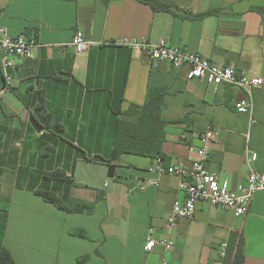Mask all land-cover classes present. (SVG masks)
<instances>
[{
  "label": "crops",
  "instance_id": "1",
  "mask_svg": "<svg viewBox=\"0 0 264 264\" xmlns=\"http://www.w3.org/2000/svg\"><path fill=\"white\" fill-rule=\"evenodd\" d=\"M161 1L170 8L141 0H0V22L10 34L39 42L11 69L12 85L0 100V248L17 264H217L219 247L235 234L244 238V264H264V190L242 216L199 201L192 218L178 221L171 249L148 251L151 233L163 234L174 201L186 196L181 178L151 170L157 158L150 156L91 159H109L118 118L145 104L150 88L163 87V118H186L166 127L165 166L191 167L189 145L213 127L207 168L220 180L233 189L247 182V148L264 171V86L253 91L251 124L237 108L248 99L243 89L189 78L187 65L108 44L124 36L167 39L264 79V0ZM210 10L216 12L200 15ZM78 30L91 42L88 50L72 44ZM57 169L74 178L68 193L97 202L92 212H66L35 192L59 186L66 193L65 184L44 179Z\"/></svg>",
  "mask_w": 264,
  "mask_h": 264
},
{
  "label": "built area",
  "instance_id": "2",
  "mask_svg": "<svg viewBox=\"0 0 264 264\" xmlns=\"http://www.w3.org/2000/svg\"><path fill=\"white\" fill-rule=\"evenodd\" d=\"M1 15L2 10L0 9ZM72 44L78 52H82L88 50L91 42L85 37L82 30H78L73 37ZM108 44L123 45L133 50L143 51L153 62L168 60L177 67L187 65L189 78H201L210 84H228L243 89L247 93L248 99L241 101L237 108L240 112L250 115L251 124L257 122L253 115V91L264 86L263 78L241 72L234 65L225 66L214 62L180 45L171 44L167 39L153 42L124 36L111 40ZM38 45L36 37H28L25 34L12 35L0 22V69L4 77V84L0 85V100L12 85L11 69L15 67L18 60L31 57L34 48ZM217 135L216 128L210 127L199 134V144L189 145V152L193 156L191 167H186L183 164H171L167 167L162 158H157L156 164L150 168L158 173L178 175L181 178L180 189L185 192L186 196L184 199L174 201L163 234L157 237L151 233L145 245L146 250L151 251L158 244L168 250L171 249L175 244L173 231L178 221L182 218H192L199 201L207 202L212 206L232 209L237 216H242L247 212L254 194L258 190H264V171L254 167L253 163L257 159V154L249 148L246 153L249 165L247 182L240 183L235 189L230 187L228 180H220L215 172L207 168V163L211 159V145ZM247 137L249 138V134ZM228 248V241L221 244L217 264H223ZM163 264L170 263L166 259Z\"/></svg>",
  "mask_w": 264,
  "mask_h": 264
},
{
  "label": "trees",
  "instance_id": "3",
  "mask_svg": "<svg viewBox=\"0 0 264 264\" xmlns=\"http://www.w3.org/2000/svg\"><path fill=\"white\" fill-rule=\"evenodd\" d=\"M152 6L155 10L169 9L170 5L161 0H141ZM216 10H210L200 14L201 16L211 14ZM166 88L152 87L148 93V99L143 105H132L125 114L121 113L117 121L113 150L111 157L106 159L102 156L93 158L112 162L118 159L123 153H132L154 158L164 159L163 143L166 140V127L169 123H178L186 120L185 117L177 120H166L162 114L167 105ZM44 179L48 181H58L65 184L66 193L62 196L56 189L43 188L35 190L44 200L54 204L56 207L66 212H92L96 206V201L91 202L81 198H76L68 193L74 184L72 175L66 171L57 169L44 173ZM84 235V233H80ZM88 256H84L80 261H85ZM245 244L244 238L240 234H235L229 243L228 253L223 264H244ZM0 264H17L12 252L7 247L0 248Z\"/></svg>",
  "mask_w": 264,
  "mask_h": 264
},
{
  "label": "water",
  "instance_id": "4",
  "mask_svg": "<svg viewBox=\"0 0 264 264\" xmlns=\"http://www.w3.org/2000/svg\"><path fill=\"white\" fill-rule=\"evenodd\" d=\"M116 172V166L115 165H110L109 166V171H108V176L109 177H114Z\"/></svg>",
  "mask_w": 264,
  "mask_h": 264
}]
</instances>
